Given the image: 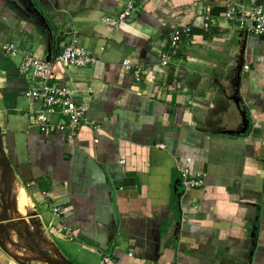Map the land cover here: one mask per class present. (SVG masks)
Here are the masks:
<instances>
[{"label": "crops", "instance_id": "obj_1", "mask_svg": "<svg viewBox=\"0 0 264 264\" xmlns=\"http://www.w3.org/2000/svg\"><path fill=\"white\" fill-rule=\"evenodd\" d=\"M128 1L126 22H103ZM226 2L0 0V132L18 181L11 188L27 193L30 220L57 256L264 264V35L225 21ZM177 26L191 35L160 65ZM71 32L96 60L54 65L56 82L86 106L87 121L68 141L31 125L40 103L24 92L37 80L2 44L51 59ZM124 59L142 68L139 81ZM179 168L201 184L189 187ZM19 261L0 233V264Z\"/></svg>", "mask_w": 264, "mask_h": 264}, {"label": "built area", "instance_id": "obj_2", "mask_svg": "<svg viewBox=\"0 0 264 264\" xmlns=\"http://www.w3.org/2000/svg\"><path fill=\"white\" fill-rule=\"evenodd\" d=\"M134 4L128 1L124 8L112 15H105L103 22L118 27L131 17ZM225 21L238 27H246L256 35H264V5L259 0H227L221 12ZM211 15L204 16V26H210ZM190 26H177L169 34L168 47L160 55V65L166 66L171 59V52L184 38L191 35ZM188 42V41H187ZM2 49L11 56L21 54L19 71L27 78L37 80V85L24 92L26 98L39 101L31 117V125L36 126L42 133L55 131L65 132L67 140L71 141L76 135L82 122L87 121L84 104L77 103L74 94L67 84L56 82L54 65L86 67L95 62L96 56L86 46L78 43L75 32L70 33L69 41L63 49L51 59H39L22 50L15 43H4ZM126 70L130 71L135 81H139L142 68L133 66L128 59L122 61ZM90 124L94 121L88 120ZM96 141V139H95ZM183 181L190 187L201 184L200 179L190 178L187 169H180ZM108 260V257H105Z\"/></svg>", "mask_w": 264, "mask_h": 264}, {"label": "rangeland", "instance_id": "obj_3", "mask_svg": "<svg viewBox=\"0 0 264 264\" xmlns=\"http://www.w3.org/2000/svg\"><path fill=\"white\" fill-rule=\"evenodd\" d=\"M8 192L12 196L10 200H8ZM3 202H5V209L2 207ZM28 203L27 193H21L18 188H13L11 193L8 187L4 188V177L0 166V221H3L5 225L1 235L2 237L4 235L10 254L18 261L21 258V264H50L45 260L44 251L50 259L60 261L63 258L52 251L38 226L30 220L29 213L26 211ZM4 211L7 218L4 217ZM23 220L27 222L29 233L25 231Z\"/></svg>", "mask_w": 264, "mask_h": 264}, {"label": "water", "instance_id": "obj_4", "mask_svg": "<svg viewBox=\"0 0 264 264\" xmlns=\"http://www.w3.org/2000/svg\"><path fill=\"white\" fill-rule=\"evenodd\" d=\"M0 166H1L2 175L4 177V188L7 189V183H8V180L11 176L13 169H12L9 157L5 151L4 146H3L2 133L1 132H0ZM9 196H10V192H8V200H10ZM2 207H3V209H5V202H3ZM3 214H4V217L7 218L6 211H4ZM22 222L25 224V231L27 233H29L26 220H23ZM15 225H16V223H15ZM4 230H5V225H4L3 221H0V233H2ZM44 254H45V260L47 262H49L50 264H75L72 261L65 259V258L61 259L60 261L59 260L55 261V260H52L49 258L47 252L44 251Z\"/></svg>", "mask_w": 264, "mask_h": 264}, {"label": "bare ground", "instance_id": "obj_5", "mask_svg": "<svg viewBox=\"0 0 264 264\" xmlns=\"http://www.w3.org/2000/svg\"><path fill=\"white\" fill-rule=\"evenodd\" d=\"M17 183H18V181H17V179L14 177V174H13V172L11 173V176H10V178H9V180H8V183H7V187L9 188V190H11V193H12V188H11V186L13 185V186H15V185H17ZM12 195V194H11Z\"/></svg>", "mask_w": 264, "mask_h": 264}, {"label": "trees", "instance_id": "obj_6", "mask_svg": "<svg viewBox=\"0 0 264 264\" xmlns=\"http://www.w3.org/2000/svg\"><path fill=\"white\" fill-rule=\"evenodd\" d=\"M176 51H178L179 52V48H178V46L177 47H175V49L171 52V57H174V56H177V55H179V53L178 52H176Z\"/></svg>", "mask_w": 264, "mask_h": 264}]
</instances>
